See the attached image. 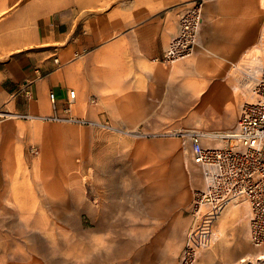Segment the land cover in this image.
Here are the masks:
<instances>
[{"label": "rangeland", "instance_id": "obj_1", "mask_svg": "<svg viewBox=\"0 0 264 264\" xmlns=\"http://www.w3.org/2000/svg\"><path fill=\"white\" fill-rule=\"evenodd\" d=\"M241 62L214 105H202L209 92L204 84L196 93L198 77L162 65V82L139 83L138 97L110 99L93 115L0 109V125L17 122L0 137V264H178L188 246L193 264H264L244 199L212 223L193 224L188 213L204 179L181 135L200 130L207 143H225L213 134L236 127ZM178 91L192 102L163 114Z\"/></svg>", "mask_w": 264, "mask_h": 264}, {"label": "crops", "instance_id": "obj_2", "mask_svg": "<svg viewBox=\"0 0 264 264\" xmlns=\"http://www.w3.org/2000/svg\"><path fill=\"white\" fill-rule=\"evenodd\" d=\"M196 1L0 0V109L73 117L106 109L110 99L138 97L139 83L162 82L163 73L169 71L154 58L162 56L177 33L181 10ZM202 1L199 45L192 56L170 69L179 67L198 77L196 93L209 92L202 105H214L228 97L229 70L245 55L249 63L260 52L264 3ZM23 86L30 97L18 93ZM237 88L241 100L236 120L245 98ZM69 90H74L70 99ZM186 95L178 91L176 102L162 113L172 116L185 110L192 102ZM92 96L97 106L88 104ZM179 98L183 101L178 105ZM234 101L232 97V106ZM16 123H2L0 137Z\"/></svg>", "mask_w": 264, "mask_h": 264}, {"label": "built area", "instance_id": "obj_3", "mask_svg": "<svg viewBox=\"0 0 264 264\" xmlns=\"http://www.w3.org/2000/svg\"><path fill=\"white\" fill-rule=\"evenodd\" d=\"M202 7L203 1L198 0L181 10L177 33L155 61L172 65L195 53L203 25ZM257 46L260 52L255 62L250 65L244 58L242 66L236 68L238 86L245 92V99L235 129L213 134L214 139L225 143H207L206 135L200 130L181 136L189 161L201 168L204 179V186L193 192L188 207L193 224L212 223L230 200L244 199L249 204V240L253 246L264 248V29ZM68 97H74V90H69ZM49 98L54 101L52 90ZM68 111L69 106L65 108V112ZM68 118L73 120L71 116ZM194 254L188 246L178 264H193Z\"/></svg>", "mask_w": 264, "mask_h": 264}, {"label": "bare ground", "instance_id": "obj_4", "mask_svg": "<svg viewBox=\"0 0 264 264\" xmlns=\"http://www.w3.org/2000/svg\"><path fill=\"white\" fill-rule=\"evenodd\" d=\"M257 53V52H256ZM255 59H256V54L254 53L251 57H250V60H249V64L251 65V64H253L254 62H255ZM189 102V101H188ZM179 112V111H178ZM238 200H240L239 198H236V199H232V200H230L229 201V204H233L232 206L234 207V206H236V205H234V204H236V202L235 201H238ZM231 201H234V202H231ZM246 201V200H245ZM247 202V201H246ZM247 205H248V207H249V204H248V202H247ZM234 209V208H233ZM235 210V209H234ZM226 213V212H225ZM227 214H229V213H227ZM224 216V215H223ZM228 216V215H227ZM222 220H224V219H222ZM221 220V221H222ZM204 227H206V226H204ZM221 229H223V228H221ZM224 230V229H223ZM220 232V231H219ZM220 236V235H219ZM262 258H264V253H262ZM243 261V260H242Z\"/></svg>", "mask_w": 264, "mask_h": 264}]
</instances>
